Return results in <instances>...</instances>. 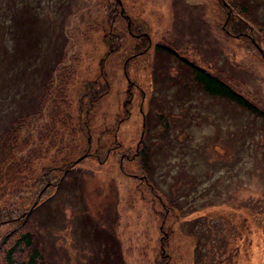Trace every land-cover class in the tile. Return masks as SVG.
<instances>
[{
	"label": "rangeland",
	"instance_id": "1",
	"mask_svg": "<svg viewBox=\"0 0 264 264\" xmlns=\"http://www.w3.org/2000/svg\"><path fill=\"white\" fill-rule=\"evenodd\" d=\"M37 1L0 0V132L15 118L29 114L27 124L19 127L18 137L27 146L18 157L31 151L41 155L31 167L33 178L44 167L61 166V158L69 154V147H62L54 134L47 135L45 131L49 101L55 98L56 92L61 91L71 106L74 123L82 83L87 80L109 83L108 93L101 96L89 114L84 140L76 134L69 141L73 163L82 160L68 174L63 173L64 181L30 216L36 242L51 260L57 264H158L165 257L166 264H195V236L188 227L198 220L210 219V214L224 213L228 244L226 239L222 240V246L215 243V250L221 246L227 252L225 255L221 251L208 252L201 263L264 264V126L254 125L248 133L244 128L249 116L247 111L226 98L206 94L199 112L191 117L195 123L183 129L178 126V120L185 126L187 120L178 115L186 105L181 98L173 99L177 90L165 92L162 88L166 85L160 84L154 73L153 79L150 76L153 68L161 72L164 67L165 80H179L178 89L186 91L182 88L186 72L177 77L178 61L165 62L166 67L161 59L154 65L150 62H154L155 44L168 45L184 26L186 35L188 31L201 38L198 44L192 35L181 37L179 44L176 40L178 55L202 67L208 65L215 73H221V77L232 79L234 90L247 93L264 108V57L251 45L226 35L222 1L122 0L120 4L126 13L146 26L145 34L152 41L149 55H137L138 49H134L137 39L129 32L133 28L116 51L115 46L104 41L103 21L108 15L105 8L109 10L107 2L111 0H68L62 6L46 0L42 7H37ZM102 2H105L103 7ZM241 3L251 4L253 12L264 19V0H241ZM61 23L66 25L63 34L59 30ZM122 25L127 28L126 23ZM120 30L123 31L122 27ZM117 33L115 29L109 38L115 40ZM42 38L45 53L36 60L34 41ZM12 55L36 57L32 66L29 60L21 61L20 56L13 58ZM44 55L46 60L42 59ZM55 60L59 65L52 75L50 96L32 114L41 93L40 83L44 74L56 65ZM175 84L168 85L173 88ZM153 87L151 103L155 98L161 100V116L167 118L169 132L176 128L175 136L181 135L175 137V149L153 175L159 182L165 181L162 188L167 192L173 175L185 174L172 187L183 210V216L178 219H171L174 217L171 211L154 202V195L142 180L136 154L144 138L143 130L145 133L143 112L146 121L160 112L153 104L148 106ZM129 89L133 98H129ZM162 95L169 100L168 105L177 107L175 112L165 105ZM130 99L132 103L125 105ZM194 103L200 104V100ZM156 125L158 131L164 126ZM151 159L161 160L162 156L153 153ZM207 170L214 176L202 177L205 193L207 190L213 195L217 189L220 201L195 214L191 210L210 196H203L202 191L193 200L191 193L185 194V191L194 180L195 184L201 182L200 175L208 173ZM0 187L3 189L0 203L6 204L14 197H9L13 187L8 183ZM204 214L207 217L200 216ZM214 218L210 219L214 226L223 219L213 221ZM108 236L110 241L106 240ZM113 240L120 244L118 261L114 259L117 254L111 244ZM105 250L110 261L105 260Z\"/></svg>",
	"mask_w": 264,
	"mask_h": 264
},
{
	"label": "trees",
	"instance_id": "2",
	"mask_svg": "<svg viewBox=\"0 0 264 264\" xmlns=\"http://www.w3.org/2000/svg\"><path fill=\"white\" fill-rule=\"evenodd\" d=\"M67 1L68 0H53V4L59 3L58 6H62V4ZM221 1L222 2H220V5L226 22V35L232 38L236 37L242 42L251 45L253 49L260 55L261 52L259 48H261L264 53V19H261L256 13L253 12L251 4L249 6L244 5L241 3V0ZM45 2L46 0H38L37 7H42ZM104 3L105 2H102V7ZM107 3L109 4L110 11L108 9L106 11L105 8V12L108 15L103 21V35L105 37L104 41L107 42L108 45L111 44L112 46H115L114 50L116 51L119 46L122 47L124 44V37H126L128 34V28L125 29L123 25L121 26V24H125L124 22L118 23V21L115 20L114 25V22L112 21L115 13L118 14V8L116 7L118 5H116V0H111L110 3L109 1ZM65 26L66 25L63 23L60 24L59 30L61 34L64 33ZM121 27L123 31L120 30ZM115 29L118 33L117 36H115L116 39L112 41L109 38V35H113V31H115ZM183 31L184 29L182 32ZM190 33L191 32L187 31V35L185 36L190 37L192 35V37L196 38L194 39L195 41L197 40L196 44H198L201 37L194 36L192 33ZM178 38L180 37L172 39V42H168V45L165 47H158V55H156L154 61L155 64H157V62L161 59V62H163L165 67L166 63H176V61H178L179 63L176 65L178 69L177 77L182 75L184 71L186 72L185 83L182 85L183 90L186 91L180 92L178 89L179 80L171 79L173 83L168 82L169 79L165 80L167 72L164 67H161V72L157 69L155 70L156 76L161 80L159 83L166 85L163 88L164 91L169 92L170 89H176L177 91H174V94L177 96H175L173 99L177 100L181 98L182 104L186 105L180 110V115H178V117H185L187 120V126H185V123L180 119L178 120V126H181L183 129H188L192 124L195 123L193 120H191V117L194 113L199 112L200 105L205 101L206 94L226 98V100L234 102L236 105L244 109V111H247L249 114L246 119L248 120V124L246 122L244 128L248 131V133H250V129L254 125L259 124L264 126V108L260 105V103H257V100L250 99V96L247 95V93L240 90L239 93L238 91L234 90L231 87L233 86L231 84L233 81L232 79L229 81L228 79L221 77V73H215L208 65L207 67H202L194 61L185 60L179 56L178 52H176V47H178L179 41L178 44L175 42L178 40ZM34 42L35 52H37L36 60H38L40 57L39 55L41 53L42 55L45 53L42 49V43H44V40L42 38V41L37 40ZM145 45H147V43H145ZM112 51L113 50H111V53ZM219 51L221 55V49H219ZM12 56L13 58L20 56V60L25 62L26 60H29V65L32 64V66L35 60L34 57H36V55H33L31 59L29 56L27 57V55ZM42 59L46 60V55H44ZM18 63H16V65H18ZM55 64L56 65L51 67L43 76V80L40 83L42 86L41 93L40 95L38 94V103L32 111V114H36L40 109L41 104H44V101L47 102L50 96L48 90L52 88V75L55 72V68L58 69V60ZM210 64L214 65L216 63L210 62ZM33 70H36L35 67ZM174 83H176V86L173 88L169 87L168 84L173 86ZM81 88L82 94L80 97H78V103L76 105L77 121L74 123V120L72 121V119H74V115L71 112V106L68 102H66L61 91H57L55 98L49 101V109L46 115L47 122L44 124L45 131L47 135L54 134L55 137H57L59 143H61L62 147H69V154H66L64 157H62L59 162V165L61 166L55 165L53 167H44L38 173V175L33 178L31 176L33 173L31 167L35 161L41 158V155L39 156L36 152L31 151L18 157V153H20L27 146V143L21 142L18 137V132L20 130L19 127H22L21 125L23 124H27V118L29 114L26 115L27 117L15 118L10 126H7L0 132V185L6 183L11 184L13 188L12 192L9 194V197L14 196L11 198V201H8L6 204L4 202L0 203V264H57L55 260H51L43 248L36 242L35 233L30 227V216L32 215V212L40 205V203L46 197L52 196L54 190H56L62 181H64V179H62L63 173L65 174L67 172L68 174L73 169V167H75L76 163H73L71 158L72 153L70 152L71 146L69 141H73L76 138L74 137L76 134L80 136L79 139L81 141L84 140L85 137H83V134H86L89 129V114L94 109L101 96L108 93L109 83L107 81L100 83L96 80H87L82 83ZM162 94L165 95V93ZM180 95L183 96V98ZM164 98L165 97L162 95V100L165 101V105H168L169 100L166 101ZM196 99L200 100V104L194 103V100ZM155 100H157V105H155ZM155 100L153 101L152 106L154 109L156 108L160 112H155L154 115L150 116L149 121H146L145 133L143 136L144 138L141 142V145L139 146V150L137 151L140 172L142 174V180L144 181L145 186H147V188L150 189L151 193L154 195V202H158L159 204L161 203L164 207H167L169 211H171V216H174L171 219H178L180 216H183V210H181V202L175 199L177 197L173 194L172 187L177 186V184L183 180L182 175L184 176L185 174L183 172H179L173 175V183L168 184L169 190L167 192H164L162 188V184H166L165 181L163 180L162 182H159L156 177H153V175L158 170V167L163 166L162 164L165 162V159H168V157L171 155V152L175 149V137L179 138L181 135L177 137L178 135L176 133L175 136L176 128L173 132H169V123L166 122L167 118H162L161 116L163 109L161 100H158V98H155ZM167 107L170 108V111L172 112H175L177 109V107L174 105H168ZM81 118H84V120ZM251 121L252 123H250ZM157 123H159L160 126L164 124V126H162L159 131L157 130ZM147 131H149L148 134ZM147 135L148 140L144 141L145 136L147 137ZM221 142L224 143L226 141ZM61 146L59 147L62 149ZM179 146L180 148L183 147L180 141ZM153 153L154 155L156 153L162 156V159L156 161L152 160L151 156ZM221 167H223V165H221ZM23 174H25V176ZM207 174L209 175V178L214 176L210 171H208L206 174L200 175V180L202 181L195 184L194 180V183L190 184L191 188L188 187V190L185 191V194L191 193L193 200H195L197 195L202 191L203 196L205 194L210 196L209 200L201 198L202 204H200L198 207H194L191 210L192 213L201 214L205 211L204 209L206 206H211L213 202L216 203L220 201V198H217V189L213 195L208 193L207 190V193H205L203 178ZM192 175L199 177L195 173H192ZM183 184L184 183H180L179 185ZM2 192L3 189L0 187V196ZM200 216H203L204 218L207 217L205 214ZM209 217L210 219L215 217L213 221H215L217 218L223 219L219 225L215 223L214 226L212 225L213 222L210 223L211 220L207 217L206 220H198L188 227L191 230L192 236H195V264L203 263H201V261L204 260L206 254L215 250V243L222 246V240L226 239L225 244H228L226 232L229 231H227L224 213L223 215L220 213L210 214ZM216 233L218 236H216ZM110 239V236L106 238L107 241H110ZM111 244L116 247V254L118 255L117 246L120 244L114 240ZM208 245H210L209 248L207 247ZM221 246H219L217 250L214 251L215 254L219 251L223 252L224 255L226 254L227 251L225 249H221ZM233 250H230L229 252L233 253ZM117 255L114 256L116 261L119 260L118 257L120 258V255ZM105 260L110 261V257L107 252ZM159 261L160 262L158 264L167 263V259L165 257H161V260Z\"/></svg>",
	"mask_w": 264,
	"mask_h": 264
},
{
	"label": "flooded vegetation",
	"instance_id": "3",
	"mask_svg": "<svg viewBox=\"0 0 264 264\" xmlns=\"http://www.w3.org/2000/svg\"><path fill=\"white\" fill-rule=\"evenodd\" d=\"M116 5H118V4H116ZM121 6L122 5L116 6L119 9H118V14H117L118 16H116V13H115V16L113 15L114 16V18H113L114 19V23H115V20L117 19V17H120L119 20H118V23L119 22L126 23L127 24L128 31H129V29L133 28V31L130 30L129 32H131L130 35L132 37H135L137 39V42L134 45V49L135 50L138 49V51H137L138 54L141 53V54H144V55H149V52H150V50L152 48V41H151L150 37H148V35L145 34V32H146V26H144L143 23L139 22V20L138 21H135V19H132V17L130 16V14H127L126 11H125V9L123 7H121ZM183 29H184V26L180 28V32H179V35L177 37H180L181 38V37H183V36L186 35V32H184V31L182 32ZM180 38H178V41H179ZM174 39H176V37H174ZM145 43H147V45H145ZM143 45H145V46H143ZM165 46H167V45L160 44V43L159 44H155V46L153 48V51H154L153 52L154 61H155L156 55H158L157 48L158 47H165ZM135 54L136 53H134V55ZM150 62L152 64L155 63V62H153V60H151ZM177 71H178V69H177ZM152 73H154L155 76H156V73H155V69L154 68L151 70V74H150L151 78L153 79L154 75ZM126 77L128 78V75ZM153 91H154V87H153V89L151 91V98H150V101H149V105L148 106H151L152 105L151 102H152V99H153ZM129 94H130L129 98H133L134 97V94L132 93L131 89H129ZM127 103L128 104L129 103L131 104L132 103V99H130V101L127 100L126 103H125V105H128ZM150 103H151V105H150ZM142 115H143V125H144V123L146 122V118H145L144 112H143ZM142 141H143V139H141V141L139 143V146L141 145V142ZM138 150H139V147L137 148L136 151H138ZM108 154H109V156H108V158H109L110 155H111V153L109 152ZM136 154H137V152H136ZM104 161H107V159L104 160Z\"/></svg>",
	"mask_w": 264,
	"mask_h": 264
},
{
	"label": "water",
	"instance_id": "4",
	"mask_svg": "<svg viewBox=\"0 0 264 264\" xmlns=\"http://www.w3.org/2000/svg\"><path fill=\"white\" fill-rule=\"evenodd\" d=\"M117 2H121L120 0H117ZM259 50H260V52H261V54L263 55V57H264V53H263V50L261 49V48H259ZM82 159H78L77 161H76V163H78L79 161H81Z\"/></svg>",
	"mask_w": 264,
	"mask_h": 264
}]
</instances>
